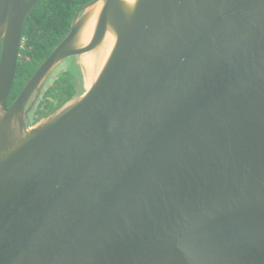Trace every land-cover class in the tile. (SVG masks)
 Returning <instances> with one entry per match:
<instances>
[{
    "label": "water",
    "instance_id": "95a60500",
    "mask_svg": "<svg viewBox=\"0 0 264 264\" xmlns=\"http://www.w3.org/2000/svg\"><path fill=\"white\" fill-rule=\"evenodd\" d=\"M40 1L0 0V264H264V0H91L8 106Z\"/></svg>",
    "mask_w": 264,
    "mask_h": 264
},
{
    "label": "trees",
    "instance_id": "16d2710c",
    "mask_svg": "<svg viewBox=\"0 0 264 264\" xmlns=\"http://www.w3.org/2000/svg\"><path fill=\"white\" fill-rule=\"evenodd\" d=\"M91 0H41L28 14L17 59L16 72L9 95L10 106L26 82L67 35L77 11ZM1 54V47H0ZM80 65L75 58L64 61L44 88L34 111L29 114L36 124L61 108L83 91Z\"/></svg>",
    "mask_w": 264,
    "mask_h": 264
},
{
    "label": "rangeland",
    "instance_id": "374dc122",
    "mask_svg": "<svg viewBox=\"0 0 264 264\" xmlns=\"http://www.w3.org/2000/svg\"><path fill=\"white\" fill-rule=\"evenodd\" d=\"M83 77V76H82ZM83 80H84V77H83Z\"/></svg>",
    "mask_w": 264,
    "mask_h": 264
}]
</instances>
